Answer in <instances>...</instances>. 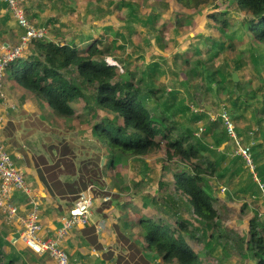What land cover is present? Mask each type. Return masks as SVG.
I'll return each mask as SVG.
<instances>
[{
	"label": "rangeland",
	"instance_id": "1",
	"mask_svg": "<svg viewBox=\"0 0 264 264\" xmlns=\"http://www.w3.org/2000/svg\"><path fill=\"white\" fill-rule=\"evenodd\" d=\"M121 1L24 0V9L35 25H41L46 29L47 40L56 37L58 41L69 43L74 36L77 37L74 40L78 43L82 42L78 47L86 49L95 40L101 38L102 43H106L110 47L105 62L107 64L115 63L118 73L124 79L127 77L125 73L127 70L129 77L142 78L147 81L148 85L156 90V95L155 98L144 96L145 107L153 110L157 115L160 113L167 117L174 124L173 126L177 127V134L184 131L185 128L196 129L194 130L196 132L200 126L205 131L204 117L206 116L210 123L217 122L216 118L219 114L217 111L220 107L230 113L234 110L224 94L217 91L214 85L211 89L205 87L207 84L202 77L206 76L207 69L202 73L204 67L197 63L198 60L206 61V55L210 56L214 53V48L210 46L209 42H206V38L222 37L223 42L226 41V43L224 42L226 50L222 55L220 54L212 60L213 63L220 65V59H225L222 64L224 70L226 63L230 67L236 62L242 61L245 64L238 71V79L241 80V90L239 91L247 101V108L237 105V107H242V110L233 113V115H237V119L234 120L235 127L241 134L243 130L255 131V143L257 137H259L258 141L262 140L264 67L261 64H263L264 46L253 41L250 34L245 31V26L242 25L243 15L236 9L232 0H213L210 6L199 7L189 11L190 13L183 12L170 0H135L131 10L122 6ZM35 9L44 12L40 18L34 15ZM182 12L183 14H181ZM222 12L226 13L224 18L227 20V26L224 28L220 22L215 25L210 17V15L218 16ZM5 13L7 14V12ZM7 15L4 14V9H0V28L3 27L5 19L13 26L11 18ZM19 31L21 35L23 31ZM10 35L12 36L13 33L11 32ZM228 45H232L231 48L227 47ZM13 46L8 49H12ZM29 52L25 51L21 57H27ZM2 57L3 55L0 56V59ZM155 65L157 66L156 71ZM193 69L197 70L198 75L189 74V71ZM200 73H202V77H200ZM227 73L229 72L226 71V75ZM5 84L4 73L1 83L3 93ZM214 92L219 93L215 100H213ZM90 93L89 90L86 95ZM71 107L74 109L75 116L62 119L52 114V123L44 136L48 137V143L38 136L29 137L25 144L27 151L34 153L35 156L41 155L46 163L51 165L54 162L48 159L49 154L54 153L55 155L56 151L50 149H59L57 152H60V157L59 155L56 157L61 160L56 164L54 171L56 175L59 174L57 179L61 183L73 182L75 191L83 185L82 191L87 187H92V194L96 192L97 195L100 194L103 197L107 195L110 200L103 203L106 206L113 205L118 210V205H121V214L123 215L120 216L119 223L113 221V223L119 224L121 230L129 225L134 227L139 214L159 216L157 205L162 204V200L157 199L165 197L166 191L159 190L158 184L170 185L172 172L175 169L174 165L177 162L165 164L164 150L161 149L154 155L125 159L109 168V158L106 156L108 149L92 137L90 132L89 126L94 123L93 119H90L92 113L80 101L72 103ZM174 114L176 115L173 117ZM215 124L218 127L214 126V133L207 138L209 141L212 139L219 141L221 125ZM241 138L245 142L243 135ZM51 143L55 147L47 148V145ZM229 147L234 151L233 145H229ZM260 149L264 150V143ZM261 156L264 157V153ZM34 162H36V158ZM20 164L18 162V165ZM222 167L219 168L218 175L226 170L225 166ZM71 169L74 170V176L71 175ZM228 179V176L221 180L213 178L206 183V189L212 194L215 201L214 207L221 216L219 219L220 230L217 233H207L202 223L192 218L191 214L184 211L181 213L184 219L193 224V233L204 243V246L212 237L204 249L201 243L190 241L189 244L195 252H198L204 264H254L252 259L241 258L234 253L227 254L225 247L230 244L224 242L222 237L216 238L219 233L226 231L231 219H235L236 226L243 232L251 213L250 208H247L243 211L242 217L239 215L237 217L235 210L241 207L242 202L239 201L237 204L231 199V195H234V187L228 188V192L227 186L224 184ZM84 181H88L87 186ZM57 187L63 186L56 183L55 188ZM168 194V197L173 195L169 192ZM150 200L157 201V204H151ZM258 204L259 212L264 213L261 199ZM122 206H126L124 211ZM94 220L95 217L89 218V225H92ZM263 220L261 218V221ZM100 228H102V224ZM120 234L124 233L117 230L116 239L127 244L129 238L126 234L124 236ZM142 246L144 247V245ZM138 247L140 248L139 242ZM138 249L135 248L134 253L140 264H152L150 261L142 260L141 257L147 259L150 255L157 259V256L150 251H145V249L139 251ZM204 250L210 252V256H204ZM239 251L236 249L237 253ZM47 258L49 262L55 264L51 258L48 256Z\"/></svg>",
	"mask_w": 264,
	"mask_h": 264
},
{
	"label": "trees",
	"instance_id": "2",
	"mask_svg": "<svg viewBox=\"0 0 264 264\" xmlns=\"http://www.w3.org/2000/svg\"><path fill=\"white\" fill-rule=\"evenodd\" d=\"M170 1L183 12H189L199 7L210 6L213 0ZM232 1L243 15L242 25L245 26V31L250 34L253 41L264 46V0ZM133 2L135 0H122L121 5L131 10ZM0 9H6L1 1ZM225 14L222 12L218 16L210 15V17L215 25L220 22L224 28L227 26ZM26 17L35 27H43L35 25L27 13ZM4 22L6 23L7 19ZM75 38L77 37L73 36L69 43L58 41L56 37L51 40L31 42L26 49L27 52L30 51L27 57H21L6 65L5 79L7 83L33 95L58 118L74 117L75 112L71 104L77 101L83 102L84 107L92 113L90 119H93L94 123L89 126L92 137L108 149L106 156L109 158V168L125 159L154 155L161 149L164 150L165 164L177 162L174 165L170 185L158 184L159 190L166 191L165 197L157 199L162 200V204L157 205L159 216L139 214L134 224L135 229L132 227L135 230L132 243L139 242L141 248L144 245L145 251L155 254L157 262L154 263L157 264H204L189 242L201 243L204 249L212 237L204 246V243L193 233V224L184 219L181 213L184 211L191 214L192 218L202 223L207 233H217L220 230L221 216L214 207L215 201L206 189V183L209 179L221 180L228 176L229 179L224 184L227 190L231 186L234 187V195H231V199L237 204L239 201L242 202L241 207L235 210L237 217H242L243 211L247 208H250L251 213L243 232L236 226L235 219H231L226 231L219 233L216 238L222 237L224 242L232 245L225 247L227 254L234 253L241 258L252 259L254 264H264V220L261 221V218L264 219V214L259 215L258 202L261 197L258 185L244 160L233 154L229 147L232 141L224 128L221 127L219 130V141L207 140L214 133L215 123L221 125L220 120L210 123L205 116L203 122L205 126L202 124L205 131L199 138L193 135L196 129L185 128L177 134V127L173 126L174 124L167 117L160 113L157 115L156 112L145 107L144 96L155 98L156 95V90L151 88L147 81L129 77L127 70H125L127 77L124 79L115 66L108 65L105 57L109 55L110 47L102 43L101 38L95 40L86 49L79 48L78 45L82 42L78 43ZM206 42L214 48V53L210 56L207 54L204 62L197 61L204 67L202 73L207 69L206 76L200 73V77L203 76L207 89H211L214 85L217 91L224 94L227 102L231 103L234 110L232 113L228 110L227 112L230 120L234 122L237 115L233 113H238L242 107L246 109L247 101L239 91L241 80L238 79L234 84L231 75L236 73L238 76V71L245 64L242 61L236 62L231 68L226 63L224 70L222 64L225 59H220V65L214 64L212 60L224 53L226 41L223 42L222 37H207ZM231 46L227 47L231 48ZM262 61L261 65L264 67V57ZM156 68L155 65V71ZM196 71L190 70L189 74L198 75ZM226 71L229 72L227 75ZM89 90L91 93L86 95ZM218 95L219 93L214 92L213 100ZM238 104L242 107H237ZM261 130L262 143H264V128ZM235 132L239 137L243 135L246 143L249 141V131L243 130L241 134L236 129ZM262 143L256 142L251 148V159L255 176L264 185V157L261 156L264 150L260 149ZM222 166L226 167L223 172ZM220 167L222 173L218 175ZM87 182L84 181L86 186ZM168 192L173 195L168 197ZM150 203L156 205L157 201L150 200ZM121 209L119 206L120 212ZM124 209L125 206L123 211ZM236 249L241 250L237 253ZM204 256H210V252L204 250ZM0 264H14V260L3 253L1 243Z\"/></svg>",
	"mask_w": 264,
	"mask_h": 264
},
{
	"label": "crops",
	"instance_id": "3",
	"mask_svg": "<svg viewBox=\"0 0 264 264\" xmlns=\"http://www.w3.org/2000/svg\"><path fill=\"white\" fill-rule=\"evenodd\" d=\"M5 12H7L6 9H4V14H8L7 16L11 18L9 13L6 14ZM34 12L38 18L44 13L39 9H35ZM11 22L13 26L8 21L4 22L3 27L0 28V56L4 55L5 50L10 46L15 45L20 36V31L12 18ZM11 32L13 33L12 36L10 35ZM3 91L6 102L3 103L0 100V142L17 167L23 171L26 181L38 200L42 236L45 238L54 237L61 226V218L68 213L78 194L83 191L80 189L73 190V182L61 183L57 179L59 174L56 175L54 171L56 164L61 160L59 158L60 152H57L59 149H50L56 151V154H49L48 159L54 162V164L49 165L41 155L35 156L25 147L27 139L34 136H38L48 143V137L44 136L52 123L53 113H50L47 106L41 104L32 95L10 83L6 82L3 85ZM258 140L259 137H257ZM259 142L261 143L262 140L260 139ZM49 146L55 147L52 143L47 145V148ZM35 152L37 153V151ZM57 155L59 157H56ZM35 158L36 162H34ZM18 162L21 164L18 165ZM70 172L74 176V170L71 169ZM56 183L63 187L55 188ZM92 196L94 205L91 208L89 218L95 217L93 224L89 225V222L84 228H74L70 233L68 232L61 242L62 249L71 260H78L84 264H140L134 253L135 248H139L138 243L132 244L135 230L130 225L121 230L117 223L123 214L118 212L113 205L106 206L103 204L108 201L102 202L103 196L100 194L97 195L95 192ZM106 196L104 195V197ZM12 201L18 205L20 214H23L29 207L25 199L18 193L13 194ZM114 211L120 214H116ZM116 215L117 218L115 219ZM113 221H117V223H113ZM101 224L102 228H100ZM20 230L19 223L6 224L0 215V243L3 253L14 260V264H53L51 261L49 262L46 255H35L20 241L14 245L11 244V239L19 236ZM117 230L129 238L127 244L116 239ZM124 234L120 235L124 236ZM142 249L144 247L141 248L140 245L138 250L141 251ZM149 257L151 256L149 255L147 259L141 258L150 261L152 264H157L154 263L157 262L154 257Z\"/></svg>",
	"mask_w": 264,
	"mask_h": 264
},
{
	"label": "built area",
	"instance_id": "4",
	"mask_svg": "<svg viewBox=\"0 0 264 264\" xmlns=\"http://www.w3.org/2000/svg\"><path fill=\"white\" fill-rule=\"evenodd\" d=\"M6 6V11L17 25L22 34L19 36L12 49H6L3 57L0 59V100L5 103V95L1 90V83L4 76V69L10 62L20 59L27 47L33 41L46 40V29L44 27H35L26 17L24 9V0H0ZM108 65L116 66L115 63ZM218 117L221 127L231 139L233 154L242 158L246 167L253 175L254 181L258 185L260 197L264 205V185L259 182L254 173V165L251 159V148L254 146V132L249 131V141L246 143L235 132V123L230 120L228 112L223 108H218ZM1 120V119H0ZM204 128L200 126L193 134L199 138ZM20 194L29 206L28 209L20 214L19 207L12 199L13 194ZM92 187H87L85 191L78 194L73 206L68 213L61 218V226L56 231L54 237H43L42 226L39 216V203L26 181L23 171L18 168L3 144L0 142V215L5 223H19L20 235L13 237L12 244L20 241L27 249L35 255H46L51 258L55 264H84L78 260H71L67 253L62 249L61 242L67 236L68 232L74 228H84L89 223L91 208L94 205L92 196ZM108 197H103L102 202H107Z\"/></svg>",
	"mask_w": 264,
	"mask_h": 264
},
{
	"label": "water",
	"instance_id": "5",
	"mask_svg": "<svg viewBox=\"0 0 264 264\" xmlns=\"http://www.w3.org/2000/svg\"><path fill=\"white\" fill-rule=\"evenodd\" d=\"M231 80L234 84L238 82V76L236 73H232Z\"/></svg>",
	"mask_w": 264,
	"mask_h": 264
},
{
	"label": "clouds",
	"instance_id": "6",
	"mask_svg": "<svg viewBox=\"0 0 264 264\" xmlns=\"http://www.w3.org/2000/svg\"><path fill=\"white\" fill-rule=\"evenodd\" d=\"M256 142H257V139H256ZM84 191H85V190H84ZM106 197H107V196H106ZM108 198H109V200H110V197H108ZM109 200H108V201H109Z\"/></svg>",
	"mask_w": 264,
	"mask_h": 264
}]
</instances>
